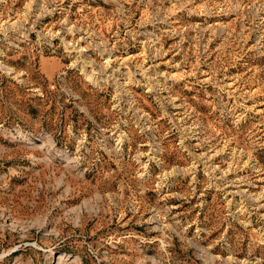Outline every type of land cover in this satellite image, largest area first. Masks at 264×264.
<instances>
[{"label":"rangeland","instance_id":"374dc122","mask_svg":"<svg viewBox=\"0 0 264 264\" xmlns=\"http://www.w3.org/2000/svg\"><path fill=\"white\" fill-rule=\"evenodd\" d=\"M0 264H264V0H0Z\"/></svg>","mask_w":264,"mask_h":264}]
</instances>
